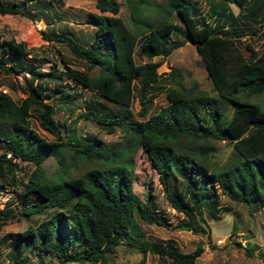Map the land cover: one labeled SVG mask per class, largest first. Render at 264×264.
<instances>
[{"label": "trees", "instance_id": "trees-1", "mask_svg": "<svg viewBox=\"0 0 264 264\" xmlns=\"http://www.w3.org/2000/svg\"><path fill=\"white\" fill-rule=\"evenodd\" d=\"M125 1L132 28L117 15L116 0H93L98 12L89 14L95 30L87 45L53 28L41 31L44 39L65 44L85 61V70L73 68L59 53L61 69L54 61L49 71H40L27 58L25 42L0 35V72L20 76L18 90L24 95L16 101L0 91V187L11 185L19 203L14 209H0V232L17 215L28 220L47 215L14 237L0 235V242L9 240L10 264H26L29 256L23 251L28 248L38 264H47L45 255L56 258L57 264H106L118 245L141 253L139 264L148 253L165 259V264H194L202 244L182 252L172 239L144 236L138 219L158 226L166 222L151 200H142L134 191L132 160L139 147L156 170L167 201L183 214L178 226L207 234L206 215L219 216L220 194L247 206L264 205V50L258 54L246 44V57L239 44L242 32L229 26L236 19L231 2L243 5L254 18L262 11L261 1L209 0L207 12L200 14L194 0H168L161 15V6L152 0ZM48 3L64 6V0ZM43 5L42 0H0V14L38 19L32 7ZM43 19L48 27L59 17ZM185 42L195 45L216 94L204 93L197 83L185 87L172 69L166 73L174 83L166 91L168 104L147 119H135L133 99L137 96L138 114L145 116L147 95L162 74L157 73L158 61L137 63L135 55L167 56ZM93 67L98 72L90 77ZM66 79L74 85L62 83ZM49 81L58 84L50 87ZM76 86L99 99L86 105L81 116L106 131L122 130L125 137L118 143L96 137L81 140L73 128L66 134L67 125L55 119V104L69 106L78 97ZM32 111L56 140H46L31 127ZM211 139L232 144V155L220 166L209 163ZM47 156L57 161L52 174L42 166ZM20 161L34 165L25 181L16 176ZM83 161L94 166L72 176L70 171Z\"/></svg>", "mask_w": 264, "mask_h": 264}, {"label": "rangeland", "instance_id": "rangeland-1", "mask_svg": "<svg viewBox=\"0 0 264 264\" xmlns=\"http://www.w3.org/2000/svg\"><path fill=\"white\" fill-rule=\"evenodd\" d=\"M16 1L20 2L21 0ZM42 1L43 6L32 7L38 19H29L19 15L0 14V35L5 39L15 38L17 41L25 42L26 47L30 51V55L27 58L31 59L37 67H40V71H49L54 61L58 63V68L61 69L62 63L59 61V53L65 57L68 64L73 68L79 70L87 69V63L75 57L65 44L57 41L49 42L42 37L41 31H50L53 28L59 33H67L83 45L89 44L94 37L95 30V24L92 22L89 14L91 12H98L93 0H64L62 8L49 4L48 0ZM116 1L119 3L117 15L121 16L126 24L132 28L130 9L127 2L125 0ZM152 1L159 5V7L161 6L159 10V14L161 15L168 0ZM194 1L200 14L207 12L209 0ZM260 1L262 3V11L254 18H250L246 14L243 5L238 2L230 3L231 10L236 19L229 26L232 25L236 30L242 32L239 44L246 57L250 54L246 48V44L258 54L264 50V19H261L264 16V0ZM43 16H46L50 20L59 17V20H56L55 24H50L47 27ZM174 21L179 24L177 20ZM174 38L181 39L182 37L176 35ZM135 60L137 63H144L150 60L158 61L160 65L157 68V73H162L161 78L147 95V113L145 116H139L138 114L141 105L137 96L133 99L130 110L135 119H147L168 104L166 91L169 87L174 86V83H172L169 76H166V73L172 69L179 74V78H181L185 87H190L193 83H197L198 88L204 93L208 95L216 94L205 65L195 45L190 42H185L167 56L158 55L148 59L136 54ZM97 72V68L93 67L88 71V74L92 77ZM20 82H22L20 76L5 75L0 72V89H7L16 101L24 96L18 90ZM11 83L17 85V88L12 89L10 87ZM62 83H66L69 86L74 85L67 79ZM54 84H58V82L49 81L48 86L53 87ZM70 92L74 91L70 90ZM75 92L78 93V97L73 102H70L69 106L55 104V119L67 125L66 134L73 128L81 140L96 137L106 144H116L125 137L123 131L118 128L106 131L95 121L81 116V113H85L87 110L86 105H94L99 99L92 91L79 86H76ZM253 100L256 99L254 98ZM37 116V111H32L31 127L46 140H56L53 135L39 126ZM209 150V163L211 166H220L233 153L232 144L226 140L219 139H211L209 141ZM132 161L134 165V191L142 200H151L153 209L166 222L165 226H158L138 219L146 238L152 241L156 239H172L182 252H190L198 244H202L203 251L197 257L194 264H264V205L260 208H255L254 206L230 201L220 194L221 208L219 216L214 218L206 215L207 224L204 227L207 234L194 233L183 226H178V223L183 219V214L172 208L167 201L162 186L159 183L156 170L142 147L137 149ZM18 165L20 170L16 171V176L17 178H23L25 181L31 171L34 170V165L23 161L18 162ZM42 166L47 174L54 173L58 168L54 156H47ZM92 166H94L93 163L83 161L76 170L70 171V174L78 176ZM15 198L16 194L11 185L4 188L0 187V209L3 207L14 209V207L19 205ZM46 218V214L32 215L29 220L17 215L7 225L3 226L0 235L11 234L14 237L17 233L24 231L28 224H38ZM8 241L7 239L0 242V264H10ZM23 252V255L27 254L29 256L26 264H38L36 256L31 249L28 248ZM141 258V253L128 248L126 245H118L114 252L110 254L109 262L106 264H139ZM45 259L47 264H57V259L50 255H45ZM66 264L81 263L72 262ZM144 264H165V259L148 253Z\"/></svg>", "mask_w": 264, "mask_h": 264}, {"label": "built area", "instance_id": "built-area-1", "mask_svg": "<svg viewBox=\"0 0 264 264\" xmlns=\"http://www.w3.org/2000/svg\"><path fill=\"white\" fill-rule=\"evenodd\" d=\"M3 93H9V91L7 89H0ZM10 156V154H8V157Z\"/></svg>", "mask_w": 264, "mask_h": 264}, {"label": "clouds", "instance_id": "clouds-1", "mask_svg": "<svg viewBox=\"0 0 264 264\" xmlns=\"http://www.w3.org/2000/svg\"><path fill=\"white\" fill-rule=\"evenodd\" d=\"M1 91V90H0ZM2 92V91H1ZM3 93V92H2ZM5 94H9V93H5ZM10 95V94H9Z\"/></svg>", "mask_w": 264, "mask_h": 264}]
</instances>
